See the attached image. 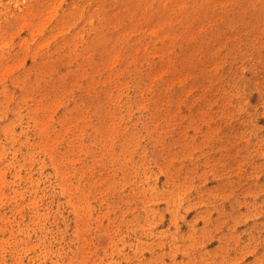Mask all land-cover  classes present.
I'll list each match as a JSON object with an SVG mask.
<instances>
[{
    "label": "rangeland",
    "instance_id": "374dc122",
    "mask_svg": "<svg viewBox=\"0 0 264 264\" xmlns=\"http://www.w3.org/2000/svg\"><path fill=\"white\" fill-rule=\"evenodd\" d=\"M0 264H264V0H0Z\"/></svg>",
    "mask_w": 264,
    "mask_h": 264
}]
</instances>
